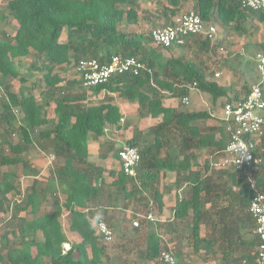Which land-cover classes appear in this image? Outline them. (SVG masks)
<instances>
[{
  "label": "trees",
  "instance_id": "obj_1",
  "mask_svg": "<svg viewBox=\"0 0 264 264\" xmlns=\"http://www.w3.org/2000/svg\"><path fill=\"white\" fill-rule=\"evenodd\" d=\"M3 1L0 87L8 102L1 101L0 137L14 156L3 155L7 148L1 146L0 167L23 166L27 177L38 175L36 168L26 172L24 147L9 141L16 132L25 143L34 135L54 157L46 181L32 180L22 207L27 215L15 212L9 222L13 228L2 239L3 264H158L163 251L178 264H195V258L215 264H257L259 238L249 208L256 193H264V138L257 151L262 163L249 173L255 181L252 186L248 174L211 166L210 158L220 159L229 142L223 120L208 125L214 119L211 112L164 102L168 95L183 104L193 89L208 93L213 106L219 99L225 106L246 97L253 86L248 81L236 87L212 79L217 73L211 71L210 55L217 54L222 40L191 35L181 46L156 45L152 31L174 23L183 11L182 0ZM151 3L158 5L152 12ZM192 9L205 27L219 24L238 37L258 29L257 23L264 25V10L244 7L242 0H194ZM141 23L150 25L147 32L130 31ZM256 47L264 51L263 44ZM115 56L136 58L145 68L138 75L120 74L105 84L83 85L81 62L108 63ZM28 57L30 66L21 73ZM34 74V84L43 85L39 96L24 86ZM261 77L257 84L264 92V70ZM13 79L22 83L19 94L12 91ZM113 96L137 103L141 120L159 121L148 133L138 132L127 141L141 157L134 177L123 172L120 149L104 141L107 133L121 128L124 118ZM102 139L98 163L92 160L90 143ZM170 175L175 176L173 183L162 186V179ZM12 179L8 173L0 177V209L9 205V195L20 193ZM171 193L175 194L171 222L148 220L149 214L163 211L164 196ZM48 195L51 202L43 207ZM64 215L67 228L61 223ZM100 221L119 233L113 256L107 245L114 233L106 242L98 232ZM203 228L209 230L208 236L202 235Z\"/></svg>",
  "mask_w": 264,
  "mask_h": 264
},
{
  "label": "rangeland",
  "instance_id": "obj_2",
  "mask_svg": "<svg viewBox=\"0 0 264 264\" xmlns=\"http://www.w3.org/2000/svg\"><path fill=\"white\" fill-rule=\"evenodd\" d=\"M162 3L166 4V0H160ZM194 4V0H182L181 9L183 11L179 13L180 15L185 14L186 12L192 11V6ZM156 6L158 8V5L155 3H151V12L156 10ZM0 9H4V1L0 0ZM143 22V21H142ZM16 25V22H12L11 25ZM142 25L133 26L130 28V31L133 32H144L147 27L150 25ZM215 26L217 30V34H215L214 40L220 39L222 40V46L221 49L217 52L216 55H210L211 62L210 65L212 66L213 72L217 73L212 79L214 81H219L222 85H232V86H240L245 81H248L249 84L254 85L258 83V79L261 78V81L263 80L261 75L264 70V65H261L259 62L260 56L264 57V51H261L259 47H256L257 44H263L264 45V25H260L257 23L256 28L250 29V34L244 37H238L232 30L222 28L219 26V24L212 25ZM13 27V26H12ZM12 27L8 28V31H12ZM205 27V28H209ZM149 31V29H148ZM147 32V30H146ZM196 38V36H192ZM32 58L28 57L23 62V67L21 70V73H25L26 69L30 66ZM248 63L250 64L248 66ZM251 68L254 69V71H251ZM246 73V75H245ZM34 78H29L26 83L25 87L29 89H33V94L36 96H39L43 85L34 84L37 83V74H34ZM12 91L16 94H19V90L22 86V83L18 79H13L12 81ZM32 84L35 85L34 88H32ZM31 86V87H30ZM42 86V87H41ZM115 102L120 106L123 112V120L121 123V128L118 130H115L114 132L107 133L106 137L104 138V141L113 142L115 144L116 149H121L124 146H126V143L128 140H130L132 137H134L138 132L140 134H146L149 132L150 128L155 126L159 121L153 120V119H143L141 120L138 117L137 103L128 102L127 100L121 99L118 96H113ZM189 104L183 105L180 98H172L168 95H165V104L167 106L172 107H180L186 108L189 111H209L213 115H215V118L213 120H210L207 122L208 125H216L223 119V107H224V101L223 99H219L215 106H213L211 96L208 93L200 92L198 89H193L189 96ZM7 99V95L3 88L1 87V93H0V112H2L1 107V101ZM17 109L13 110V114L16 117V120H20L21 114L20 112H16ZM48 118L50 119L51 123L55 121L53 107L48 109ZM52 127V124L50 125V128ZM46 130V128H44ZM3 132V129L0 128V133ZM91 140V138H90ZM11 144H21L22 147H24V151L22 152V157L25 159V162L28 164V169H26V172H29L32 169L30 168H36L38 170V175L27 177L24 173L23 166H2L0 167V177L3 173H8L9 175L13 176V183L14 185L18 186L20 189V193H15V197L12 195L9 199L10 203L9 205L4 204L3 209H0V254L2 256V260H0V264H3L5 262V250L2 248V239L6 235L7 230H10L13 227H10L9 222L12 220V216L15 212L19 214V216H26V211L22 210V207L24 206V200L27 198L26 195L28 193V189H30V186L32 184L33 178H38V181L45 182L46 178L48 177V171L50 166H52V163L54 162L53 154H49L47 151L45 152L41 146L38 143V140L34 135H32L31 143H25L24 140L21 138V136L18 134V132L14 133L9 139ZM103 139L101 142L98 143H90V151H91V157L93 161H96L100 163V158L98 156L99 147L104 142ZM3 146L7 148L3 151V155L5 156H14L11 151L9 150L8 146L4 144V139L0 137V147ZM202 159V156H201ZM1 161V156H0ZM217 162V161H216ZM109 167H112L113 164L111 161L108 162ZM174 175L170 176V181H174ZM49 192H52V188L49 189ZM166 215L165 219L168 221L172 218V214L169 212L168 208L175 204V194L172 193L171 195H166ZM46 201L44 199L45 204L43 203L42 206H49L48 202H51V196L48 195L46 197ZM42 207V208H43ZM46 210V208H45ZM153 221L157 222V219L160 217L158 214L152 213ZM67 215H64L61 219V223L63 227L67 228ZM114 233V240L112 243L108 244V250L109 254L111 256L114 255L115 251V245L117 243V235L119 234L117 230L113 231ZM209 230L206 228H203L202 235L208 236ZM179 239H181L182 233H178ZM117 236V237H116ZM190 238V236H187ZM7 238L10 241H13L14 238L12 235H7ZM186 244V243H185ZM184 244V245H185ZM64 248L67 250L69 248L68 245H64ZM186 251L191 254V249L186 248ZM133 258V257H132ZM158 261V260H157ZM195 264H215L213 260L209 262H204L200 259L195 258Z\"/></svg>",
  "mask_w": 264,
  "mask_h": 264
},
{
  "label": "built area",
  "instance_id": "obj_3",
  "mask_svg": "<svg viewBox=\"0 0 264 264\" xmlns=\"http://www.w3.org/2000/svg\"><path fill=\"white\" fill-rule=\"evenodd\" d=\"M242 4L255 11L264 10V0H242ZM216 33L215 26L205 28L201 17L195 12H189L177 16L173 24L153 30L151 38L156 45L170 47L184 45L191 35L207 36L209 39H213ZM259 62L264 65V57L260 56ZM144 68V65L136 58L115 56L108 63H100L98 60L81 62L79 71L83 85L92 87L105 84L115 75H138ZM183 104L188 105L189 99L184 98ZM222 115V120L226 123L229 131V142L224 150L223 158L215 163V167H232L239 173L248 174L253 186L254 180L251 179L249 173L251 169L262 163V158L257 155V151L264 138V92L261 85L254 84L241 101L225 104ZM118 155L123 172L127 176L134 177L135 169L141 159L138 148L126 143V146L119 150ZM249 210L255 219V233L259 238L257 264H264V193H256ZM146 218L153 221L151 214ZM133 225L138 227L139 221L135 220ZM97 228L106 242L113 240V232L105 222L100 221ZM158 264L178 263L171 253L163 251L158 258Z\"/></svg>",
  "mask_w": 264,
  "mask_h": 264
},
{
  "label": "crops",
  "instance_id": "obj_4",
  "mask_svg": "<svg viewBox=\"0 0 264 264\" xmlns=\"http://www.w3.org/2000/svg\"><path fill=\"white\" fill-rule=\"evenodd\" d=\"M189 99V98H188ZM213 117L215 118V115H213ZM46 152V151H45ZM49 154H53L52 152H48ZM201 156V155H200ZM223 158V156L220 158V159H218V160H214L215 158L213 157H211L210 158V161H211V166H213V167H215V163H216V161H219V160H221ZM203 159V162H204V159H205V157H203L202 158ZM202 159H200V162H202ZM212 170V169H211ZM213 172H216V171H213ZM171 176V175H170ZM170 176L168 177V178H166L165 180H164V178L162 179V186H166V185H168V184H171V183H173V181H170ZM174 178H175V176H174ZM252 179V178H251ZM175 180V179H174ZM252 180H254V179H252ZM254 183H255V181H254ZM251 185H252V183H251ZM172 194V193H171ZM171 194H167V195H171ZM166 195L164 196V203H165V205H166V203H167V201H166ZM164 205V207H163V211L158 215L160 218L159 219H157V222L158 223H161V224H169L170 222H171V220H172V218H173V212H172V207L174 206V205H172V206H170L169 208H168V210H169V212L172 214V218L170 219V220H166L165 219V215H166V211H165V206ZM164 236V235H163ZM250 237H252V235H250V234H248V236H247V238H250Z\"/></svg>",
  "mask_w": 264,
  "mask_h": 264
}]
</instances>
